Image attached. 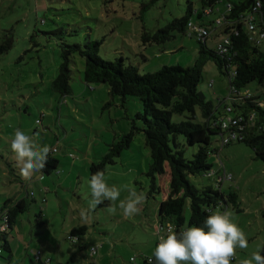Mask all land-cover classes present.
<instances>
[{"label":"rangeland","instance_id":"obj_1","mask_svg":"<svg viewBox=\"0 0 264 264\" xmlns=\"http://www.w3.org/2000/svg\"><path fill=\"white\" fill-rule=\"evenodd\" d=\"M148 1L0 0V38L4 29L12 27L15 38L13 48L0 60V207L14 194L26 198L27 209L18 215L14 228L21 238V252L28 254V264H39L34 253L38 247L43 256L50 254L55 262L72 259L74 249L77 259L86 257L85 252L94 245L99 246L95 256L97 264H149L148 258L153 257L169 180L168 174L163 175L159 178L158 191L151 187L147 174L151 152L143 121L137 117L143 111L140 98L114 95L105 83H85V58L78 53L72 57L71 93L61 96L52 88L63 60L62 41L68 44L101 41L102 58L123 57L126 64L137 65L142 74L157 71L164 65L194 64L200 46L195 36L176 30L174 38L165 43L142 39L144 31L154 33L183 16L189 0H155L145 10L142 3ZM190 1L195 9H200V0ZM36 3L38 10L34 9ZM222 6L226 8L224 2L218 5ZM216 8L217 5L205 20L220 17ZM192 19L198 21L196 14ZM56 29H60L57 34L46 33ZM222 29L223 26L212 30L208 37L212 48L225 36ZM198 88L208 100L224 101L223 107L232 105L229 78L212 59L205 64ZM244 90L258 96L264 106V85L252 81ZM184 119V114L172 117L174 122ZM16 129L24 131L40 147L56 148L54 155L60 160L58 170L50 174L42 171L30 182L24 181L10 149ZM178 142L185 150V157H191L196 151L184 145L182 135L178 136ZM211 148L208 160L213 164V173L190 175V180L198 188L218 187L219 175L233 176L220 186L225 193H238L241 210L232 204L218 209L227 211L248 239V247H237L232 260V264H241L253 253L264 255V163L255 157L251 147L239 140L224 145L217 135ZM110 153L114 162L107 164L106 183L120 190L121 200L129 195L125 185L142 192L145 199L140 205L141 212L125 218L118 207L119 200L115 202V212L109 210L112 202L104 201L89 210L88 220L82 222L80 209L87 210L91 199L84 182L91 178L92 163L100 162ZM28 188L30 196L26 194ZM190 213L187 203V220ZM40 219L44 221L42 225H38ZM0 220L3 224L4 220ZM80 226H86V231L75 239L70 238L72 229ZM11 242L15 249L12 264H18L19 242ZM81 260L80 263L88 264L87 259Z\"/></svg>","mask_w":264,"mask_h":264},{"label":"trees","instance_id":"obj_2","mask_svg":"<svg viewBox=\"0 0 264 264\" xmlns=\"http://www.w3.org/2000/svg\"><path fill=\"white\" fill-rule=\"evenodd\" d=\"M258 1L262 4L261 10L255 8ZM154 2L155 0L144 2L142 8L146 10ZM222 2L226 6L224 12L219 11L218 7ZM200 4V9H195L189 0L183 16L174 18L154 33L144 31L142 34V39L149 43H165L174 38L176 30L197 37L200 46L194 64L186 67L179 64L164 65L157 71L142 74L137 65L126 64L123 57L115 60L102 58L99 55L101 41L74 44L62 41L60 46L63 60L59 73L52 82L53 90L61 96L71 93L72 57L78 53L85 58V83H105L114 95L140 98L143 111L138 113L137 117L143 121L146 143L151 152L152 162L147 173L151 178V187L158 191L159 178L163 175L168 174L169 180V190L160 211L158 225L170 224L177 231L186 226H204V220L209 215L208 209L215 211L232 204L238 211L241 210L236 191L225 193L220 186L211 185L198 188L190 180V175H202L212 170L213 164L208 160L212 152L211 144L215 136L219 135L222 142L227 135V129L222 127V119L228 114L227 104L223 107L224 101L218 100L215 103L208 100L198 88L204 77L205 64L212 59L219 70L228 76L230 88L235 87L242 91L252 81L264 85V40L257 43L249 28L250 17L254 16L256 29L264 30V0H200ZM228 4L230 9L227 8ZM216 5L220 17L211 21L205 20V16L214 13ZM207 8L212 9L211 13L206 14ZM194 14L198 21L192 19ZM190 22L204 27L210 32L209 35L202 38L191 31ZM222 26L223 33L230 37V42L225 45L226 51L219 52L217 46L212 48L207 40L212 30ZM4 31L0 38V60L15 43L14 27ZM59 31L60 29H56L46 33L57 34ZM230 98L233 101L232 105L230 104L233 111L244 117L241 122L242 129L236 128L240 134L236 140L251 147L255 157L264 163V106L259 97L252 93L249 96L231 95ZM174 114H184L185 119L174 122ZM179 135L183 136L186 147L196 148L191 157H185V150L178 142ZM126 145H129L128 141ZM119 152L118 149L117 153ZM110 156L113 154H108L98 163H92L91 176L98 170L106 171L107 164L114 162ZM59 165L60 160L52 152L42 171L44 174H50L57 171ZM187 203L191 209L188 220L185 215ZM27 206L26 198L16 202L10 198L4 203L0 209L4 213L0 218L6 221L7 230L14 227L18 215L24 212ZM43 223V219H40L38 225ZM7 230L2 233H8ZM85 231L86 226L75 227L69 236L75 239ZM3 247L9 252L8 241L3 243ZM0 248L2 253L1 244ZM90 248L87 251V260L90 261L89 264H97L91 260H95L99 249L91 256ZM37 250L41 251L40 257L36 256L39 264H49L46 262L47 258H50L52 264H61L55 262L51 256H43L42 249Z\"/></svg>","mask_w":264,"mask_h":264},{"label":"clouds","instance_id":"obj_3","mask_svg":"<svg viewBox=\"0 0 264 264\" xmlns=\"http://www.w3.org/2000/svg\"><path fill=\"white\" fill-rule=\"evenodd\" d=\"M10 149L14 154L18 173L26 182L42 172L49 154L53 151L47 145L40 147L34 144L31 137L20 129L15 130ZM84 183L91 199L87 210L80 209L82 222L88 220L89 210H94L104 201L112 202L113 206L109 210L115 212V202L119 200L118 207L122 209L125 218L141 212L140 205L145 199L144 194L138 193L131 185H125L129 195L126 199H119L120 190L106 183L104 170L96 171ZM207 211L209 215L204 220V226H186L177 231L172 225H166L158 234L159 242L153 253L154 259L149 258V264H232L237 247L247 248L248 239L227 211ZM253 262L264 264V255L253 253L250 259L241 261V264Z\"/></svg>","mask_w":264,"mask_h":264},{"label":"built area","instance_id":"obj_4","mask_svg":"<svg viewBox=\"0 0 264 264\" xmlns=\"http://www.w3.org/2000/svg\"><path fill=\"white\" fill-rule=\"evenodd\" d=\"M261 7H262V4L260 1L257 2V6L255 8H259L261 10ZM227 8L230 9V4L227 5ZM212 9L211 8H207L206 9V14H209L211 13ZM253 19H254V16H251L250 17V22H249V28L251 30V33H252V38L257 42V43H260L262 40H264V30H260L258 31L256 29V26L253 22ZM189 29L195 33H197L200 37L202 38H205L206 36L209 35L210 32H208L204 27H201V26H198L196 25L195 23H192L190 22L189 23ZM230 42V37L225 35L223 37V39L219 40L218 43H217V50L219 52H224L226 51V47L225 45L228 44ZM213 80L210 81V85L213 86ZM230 96L231 95H241V96H249L251 94V92L247 91V90H242V91H239L238 89H236L235 87H231L230 88ZM233 107L229 104H227V107H226V113L227 116L224 117L222 119V127L224 129H227V132H226V136H224V139L222 141V144H228L234 140H236L237 137L240 136L239 132L236 130V128H239V129H242L243 125H241V122L244 120V117L241 115V114H238V113H234L233 114ZM39 121V120H37ZM40 122V121H39ZM53 151H56V148H52ZM212 170L209 171L207 174H211ZM213 173V172H212ZM233 176L231 174H227V173H224L223 175H219L218 178H217V184H219L220 182L224 181L225 179H230L232 180ZM220 186V185H219ZM167 225H170V224H167ZM2 231H5L7 230V224H6V221H4L2 227H1ZM165 228V226H162L161 224H159L157 226V233L159 234L163 229ZM98 249L99 247L94 245L90 248V255H95L97 252H98ZM0 253H1V248H0ZM36 256L37 257H40L41 255V251L40 250H37L35 252ZM149 258H153V257H149ZM149 258H148V261H149ZM133 260H135V258H132ZM154 259V258H153ZM47 263L49 264H52L50 262V258H47L46 260Z\"/></svg>","mask_w":264,"mask_h":264},{"label":"crops","instance_id":"obj_5","mask_svg":"<svg viewBox=\"0 0 264 264\" xmlns=\"http://www.w3.org/2000/svg\"><path fill=\"white\" fill-rule=\"evenodd\" d=\"M104 2H106V1H104ZM36 5V6H35ZM37 8V9H36ZM34 9H36V10H38V3H36V4H34ZM224 10V6H222V7H220L219 8V11H223ZM224 12V11H223ZM206 17V16H205ZM215 18H212L211 20H214ZM210 20V21H211ZM233 179V178H232ZM222 183H223V181L222 182H220L219 183V185H221L222 186ZM220 186V187H221ZM28 191H29V188L26 190V194H29V196H30V194H31V192H29L28 193ZM20 197H22V195L20 196ZM20 197H17L15 194L13 195V196H11V197H9L7 200H9L10 198L14 201V202H16V201H18L19 199H21ZM7 200H5V202L7 201ZM4 202V203H5ZM4 205V204H3ZM3 205L0 207V209H2V207H3ZM2 213H4V212H1V214ZM1 214H0V216H1ZM1 219V218H0ZM17 222V221H16ZM2 222H1V220H0V244L2 245V253L0 254V264H12V260H13V258H14V254H15V249H14V247H13V243L11 242V240L12 241H17V242H19V246H17V251H20L21 252V248H20V246L22 245V243L20 242V240H21V238H20V236L18 235V233H17V231L15 230V225H14V227L12 228V229H8L7 231H9L8 233H6V234H3L2 232H4V231H2L1 229V227H2ZM5 238V239H4ZM6 241H8V246H9V252H7L5 249H4V247H3V243H6ZM39 248V247H38ZM58 248H60V246L58 245ZM83 249V248H82ZM31 250H35V248L34 249H31ZM30 250V251H31ZM71 250H72V248L71 249H67L66 250V252L67 251H69L67 254H65V256L66 255H68L70 252H71ZM36 251V250H35ZM85 251H86V249H85ZM88 251V250H87ZM87 251L85 252V256L86 257H84V255H82V257L80 258V259H77L76 258V250L74 249L72 252H71V254L73 255V258L71 259V258H68L65 262L64 261H62V260H56V261H58L59 263H61V264H83V263H80V261H82L81 259H83V260H86L87 259ZM6 252V253H5ZM60 252V251H59ZM45 255L46 256H51L50 254H46L45 253ZM21 258H20V261L18 262V264H28L27 263V261H28V254L26 253V252H24V253H22L21 252V256H20ZM52 257V256H51ZM53 258V257H52ZM95 259V258H94ZM91 261H95L96 262V260H91ZM87 263L89 264L90 263V261H88L87 260ZM97 263V262H96Z\"/></svg>","mask_w":264,"mask_h":264}]
</instances>
